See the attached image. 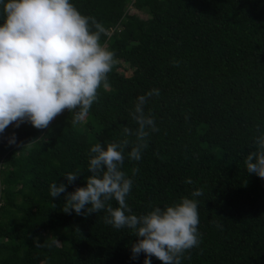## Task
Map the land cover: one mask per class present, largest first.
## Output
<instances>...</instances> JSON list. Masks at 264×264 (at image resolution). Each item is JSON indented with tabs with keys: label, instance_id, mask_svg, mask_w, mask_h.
Wrapping results in <instances>:
<instances>
[{
	"label": "trees",
	"instance_id": "trees-1",
	"mask_svg": "<svg viewBox=\"0 0 264 264\" xmlns=\"http://www.w3.org/2000/svg\"><path fill=\"white\" fill-rule=\"evenodd\" d=\"M70 2L105 29L100 42L115 54L110 87L98 89L80 123L65 110L45 129L25 122L0 133V264H144V253L132 259L131 229L105 224L103 210L66 214L65 194L50 195L54 182L68 192L85 186L94 144L124 139L132 214L182 197L199 202L200 243L181 264H264V179L244 163L264 132V0ZM152 89L160 94L145 112L159 131L147 138L141 159L130 160L135 136L123 129L138 127L129 113ZM12 133L16 143L9 145ZM68 172L81 176L68 185ZM197 189L202 195L193 197ZM151 264L162 262L152 257Z\"/></svg>",
	"mask_w": 264,
	"mask_h": 264
},
{
	"label": "clouds",
	"instance_id": "clouds-1",
	"mask_svg": "<svg viewBox=\"0 0 264 264\" xmlns=\"http://www.w3.org/2000/svg\"><path fill=\"white\" fill-rule=\"evenodd\" d=\"M3 4V23L0 24V133L10 125L16 128L28 122L38 130L45 129L65 110L74 112L73 124L80 123L97 100L98 89L107 90L108 74L115 63L113 51L104 47L100 38L104 27L91 16L80 13L70 0H0ZM179 66L178 61H173ZM152 89L137 97L129 114L138 127L123 129L125 136H135L130 160L139 161L148 147L147 138L159 128L145 105ZM33 139L26 145L36 141ZM16 143V134L8 144ZM244 163L249 174L264 179V132L254 140ZM128 139L100 143L90 148L85 186L68 192L65 183H52V198L65 194L66 214L75 212L85 217L101 210L106 212L104 222L116 229L129 228L137 241L132 244V259L145 254L144 264L155 257L162 264H181L185 252L200 243L198 201L182 197L178 203L156 207L147 214H132L126 198L133 180L122 166ZM25 146V145H24ZM139 171L132 170L133 174ZM81 175L68 172V185ZM185 183L191 184V179ZM193 197L202 195L197 189ZM115 200L117 207L110 201ZM55 206V205H54ZM219 226V225H218Z\"/></svg>",
	"mask_w": 264,
	"mask_h": 264
},
{
	"label": "rangeland",
	"instance_id": "rangeland-1",
	"mask_svg": "<svg viewBox=\"0 0 264 264\" xmlns=\"http://www.w3.org/2000/svg\"><path fill=\"white\" fill-rule=\"evenodd\" d=\"M130 10H131V11H136L133 7H130ZM136 12H138V11H136ZM138 13H139L141 16H143V17L145 16L144 13H141V12H138ZM124 65H125V64H124ZM123 71H124V74H125V76H126V80L124 81V82H125V86H126V87H130V86H131V83H130L128 77H129V75L131 74V72H130L129 69H124ZM123 115H124L125 117H127L128 112L125 111V112L123 113ZM74 116H75V113L73 114V118H74ZM71 135H72V132H71Z\"/></svg>",
	"mask_w": 264,
	"mask_h": 264
}]
</instances>
